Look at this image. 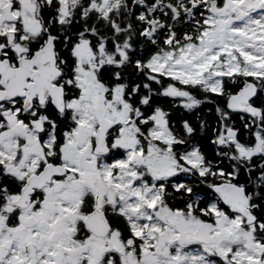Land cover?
Instances as JSON below:
<instances>
[{"label":"snow or ice","instance_id":"obj_1","mask_svg":"<svg viewBox=\"0 0 264 264\" xmlns=\"http://www.w3.org/2000/svg\"><path fill=\"white\" fill-rule=\"evenodd\" d=\"M0 264H264V0H0Z\"/></svg>","mask_w":264,"mask_h":264}]
</instances>
